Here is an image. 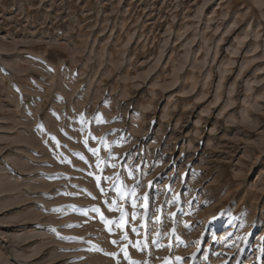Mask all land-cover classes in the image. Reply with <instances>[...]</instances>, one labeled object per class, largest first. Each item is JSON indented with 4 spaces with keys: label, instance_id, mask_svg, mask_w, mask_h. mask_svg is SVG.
I'll list each match as a JSON object with an SVG mask.
<instances>
[{
    "label": "rangeland",
    "instance_id": "374dc122",
    "mask_svg": "<svg viewBox=\"0 0 264 264\" xmlns=\"http://www.w3.org/2000/svg\"><path fill=\"white\" fill-rule=\"evenodd\" d=\"M245 239L255 264L264 0H0V264H234Z\"/></svg>",
    "mask_w": 264,
    "mask_h": 264
},
{
    "label": "bare ground",
    "instance_id": "6f19581e",
    "mask_svg": "<svg viewBox=\"0 0 264 264\" xmlns=\"http://www.w3.org/2000/svg\"><path fill=\"white\" fill-rule=\"evenodd\" d=\"M144 204H145V203H144ZM145 209H146V208H145ZM145 209H144V210H145ZM146 212H147V211H146ZM144 213H145V212H144ZM122 215H125V214H122ZM121 217L124 218V216H120L118 220H120ZM125 218H126V217H125ZM216 219H221V224H220V225H223V224H225V223L227 222L226 216H223V215H221V216L218 215V216H214V217H212V218H209V220L206 221V226H207V227H210V229L212 230L213 233H214V230H215V228H214V223H215V220H216ZM121 221H122V220H121ZM121 221H120V222H121ZM124 221H125V220H124ZM141 221H142V220H141ZM204 222H205V221H204ZM220 225H219V226H220ZM206 226H205V227H206ZM143 227H145V226L143 225ZM212 232H211V233H212ZM89 239H90V238H88V240H89ZM85 240H86V239H85ZM85 242H86V241H85ZM87 242H88V241H87ZM92 242H93V241H92ZM89 243H90V242H89ZM125 248H126V247H124V249H125ZM125 251H126V250H125ZM122 254H123V252H122ZM125 254H126V253H125Z\"/></svg>",
    "mask_w": 264,
    "mask_h": 264
},
{
    "label": "snow or ice",
    "instance_id": "6c2138e0",
    "mask_svg": "<svg viewBox=\"0 0 264 264\" xmlns=\"http://www.w3.org/2000/svg\"><path fill=\"white\" fill-rule=\"evenodd\" d=\"M39 127L43 128V125H40ZM52 139L55 140V137H52ZM101 142L106 143V141H103V140H102ZM56 143H57V145L59 146V141H56ZM90 151H93V153L95 154V152H96L97 150H95V149H90ZM78 155H79V154H78ZM81 158H83V157H81ZM133 203H134V202H133ZM70 207H71V206H70ZM53 211H54V212H59L60 209H53ZM92 211H96V212H98L99 209H92ZM68 227H71V226L69 225ZM51 231L55 232L56 229L53 228V229H51ZM61 239L71 241V240H75V239H77V238H75V237H61ZM124 239H127V236H125ZM113 243H117V242H116V241H113ZM136 264H138V262H136Z\"/></svg>",
    "mask_w": 264,
    "mask_h": 264
},
{
    "label": "water",
    "instance_id": "95a60500",
    "mask_svg": "<svg viewBox=\"0 0 264 264\" xmlns=\"http://www.w3.org/2000/svg\"><path fill=\"white\" fill-rule=\"evenodd\" d=\"M44 229H48L49 230V228L48 227H45V226H44Z\"/></svg>",
    "mask_w": 264,
    "mask_h": 264
}]
</instances>
